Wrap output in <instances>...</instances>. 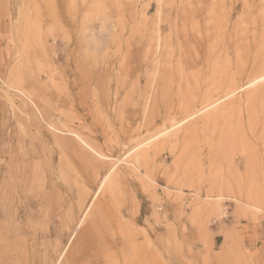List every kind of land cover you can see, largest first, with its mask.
<instances>
[{
  "label": "rangeland",
  "instance_id": "rangeland-1",
  "mask_svg": "<svg viewBox=\"0 0 264 264\" xmlns=\"http://www.w3.org/2000/svg\"><path fill=\"white\" fill-rule=\"evenodd\" d=\"M0 264H264V0H0Z\"/></svg>",
  "mask_w": 264,
  "mask_h": 264
}]
</instances>
